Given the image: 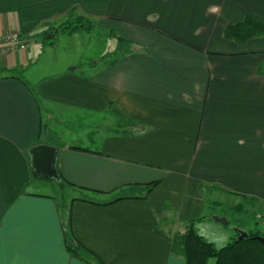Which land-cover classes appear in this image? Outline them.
<instances>
[{
	"label": "crops",
	"instance_id": "1",
	"mask_svg": "<svg viewBox=\"0 0 264 264\" xmlns=\"http://www.w3.org/2000/svg\"><path fill=\"white\" fill-rule=\"evenodd\" d=\"M72 8L133 42V53L32 83L28 51L41 45L42 24ZM248 16L264 24V0H0V35L30 40L0 54V264H87L68 251V233L104 264H186L159 217L168 204L177 223L197 218L205 186L239 204L258 200L264 219V36H225ZM50 108L62 121L72 109L106 116L99 148L46 143ZM39 145L59 148L72 190L99 199L72 197L68 213L31 190L29 152Z\"/></svg>",
	"mask_w": 264,
	"mask_h": 264
},
{
	"label": "rangeland",
	"instance_id": "2",
	"mask_svg": "<svg viewBox=\"0 0 264 264\" xmlns=\"http://www.w3.org/2000/svg\"><path fill=\"white\" fill-rule=\"evenodd\" d=\"M114 33L97 27L91 34L81 32L76 37L75 35L69 34L59 35L56 37V41H51V44L47 48H41V45H34L28 51H32L31 75L33 74V77L31 76L29 80L32 81V79H40L43 77L52 79L64 71L70 63H76L75 65L81 63L80 65L82 66L76 70V73L79 74V72H86L91 62L102 61L107 59V57L114 58V54L118 53L120 51L119 49H122L121 42L118 39L119 35L116 34L117 32L115 33L116 35ZM76 67L74 66L70 70ZM47 78L45 81L48 80ZM32 83H35L34 80ZM34 90L38 91L37 89ZM37 93L39 94V91ZM40 97L38 99L40 101L42 100L46 108L47 105H52L45 98L41 97L40 99ZM49 110L52 111L51 113L54 116L52 121L48 112L44 113L45 127L49 124V119L51 120L49 130L47 132L44 130L43 134L46 143L61 147L66 145L79 146L91 150L99 148V141L103 137L101 126L105 124L106 116L99 113L86 114L80 109H72L68 112V119L62 121L63 113H53V108ZM108 122L114 126L115 120L112 115L108 117ZM33 182L31 190L55 197L61 210H65L68 213L70 211L69 207L72 197L86 195L92 199H99L98 196L93 194L74 191L70 185L63 187L64 185L58 184L56 180L35 177ZM34 184L36 185L34 186ZM210 199L218 203L211 204L210 202L208 204V201H206L203 211L200 212L197 218L192 220L195 223L197 233L207 241L213 243L218 249L227 246L236 238V229L243 231L259 230L264 236V219L256 218L258 208L248 207L246 211H238L237 206L241 200L236 196H231V194L226 195L220 193L219 196L217 195L215 197L213 195ZM261 211L264 215V210L261 209ZM64 216L67 218L66 214ZM216 219H221L222 221L220 222ZM223 220H227L228 225H224ZM209 264H215V259H210Z\"/></svg>",
	"mask_w": 264,
	"mask_h": 264
},
{
	"label": "trees",
	"instance_id": "3",
	"mask_svg": "<svg viewBox=\"0 0 264 264\" xmlns=\"http://www.w3.org/2000/svg\"><path fill=\"white\" fill-rule=\"evenodd\" d=\"M96 27L97 24L94 20H90L85 15L81 14L78 8H72L61 16V19L42 24V41L40 43L43 48H47V46L51 44V41H56V37L59 35H75L79 32L91 34L95 31ZM115 33L114 35H116ZM225 36L234 41L246 42L249 39L264 36V24L252 16H248L244 22L229 27L226 30ZM118 39L121 42L120 45L122 49H119L120 51L114 54L115 57L112 61L106 63L107 66L115 65L121 59L133 53V42L120 35ZM2 71L5 70H0L1 73H7V71ZM9 76L29 86L22 72L10 73ZM31 169L32 176L35 178L33 168L31 167ZM59 172L62 177L60 185H64L63 187H65V185H70L62 172L60 170ZM158 184L159 182L150 184L148 191L151 192ZM203 189L206 201H208L207 203L209 204L211 202V204H217L218 202H213L210 199L212 197L209 196L211 187L205 186ZM120 200L121 199L115 200L112 203ZM258 205V200L254 198H245L243 203L239 204L237 207L238 211H246L248 207L257 209ZM64 214L63 212V216ZM176 216L177 214L172 211L167 204L165 206L164 215L159 217V228L172 239V255L184 259L186 264H209L212 258L215 259V264H264V243L255 239L258 236H263L259 230L248 231L249 237L240 241H237L239 236L237 234L236 238L227 246L218 249L213 243L207 241L197 233L193 220L186 223H177ZM64 218L68 222V215L67 218L65 216ZM68 224L65 226L67 231ZM67 241L69 245L68 251L72 256L77 257L87 264H104L100 257L85 249L81 243L77 242L69 233L67 234Z\"/></svg>",
	"mask_w": 264,
	"mask_h": 264
},
{
	"label": "water",
	"instance_id": "4",
	"mask_svg": "<svg viewBox=\"0 0 264 264\" xmlns=\"http://www.w3.org/2000/svg\"><path fill=\"white\" fill-rule=\"evenodd\" d=\"M59 148L50 145H39L32 148L29 152L31 159V167L35 177H43L50 180H56L58 184L62 181L61 174L56 167ZM222 221L221 219H216ZM224 225H228L227 220H223ZM239 235L237 241L247 239L249 232L243 230H235ZM255 239L264 243V236H258Z\"/></svg>",
	"mask_w": 264,
	"mask_h": 264
},
{
	"label": "built area",
	"instance_id": "5",
	"mask_svg": "<svg viewBox=\"0 0 264 264\" xmlns=\"http://www.w3.org/2000/svg\"><path fill=\"white\" fill-rule=\"evenodd\" d=\"M30 47V41L22 38L16 32L3 33L0 35V54L5 55L9 52H18L20 50H27ZM261 219V216H257Z\"/></svg>",
	"mask_w": 264,
	"mask_h": 264
}]
</instances>
